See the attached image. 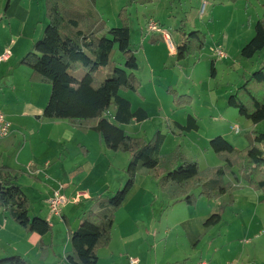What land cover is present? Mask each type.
Here are the masks:
<instances>
[{
	"label": "crops",
	"instance_id": "1",
	"mask_svg": "<svg viewBox=\"0 0 264 264\" xmlns=\"http://www.w3.org/2000/svg\"><path fill=\"white\" fill-rule=\"evenodd\" d=\"M7 1L9 6L5 10ZM47 1L0 0V56L7 50L10 52L9 58L0 63V112L12 123V133L0 140V165L23 173L18 184L31 200L30 217L48 220L53 232L43 237L28 234L7 214L0 212V259L20 255L25 259L41 261L42 264H68L65 254L71 245L63 218L68 219L74 232L79 228L85 213L90 210L98 212L93 198L99 195L112 198L124 187L128 179L125 170L131 157L128 153L110 151L102 137L91 129L82 131L66 120L42 118L51 87L32 82V71L21 61L32 51L49 23L46 16ZM112 10L118 9L112 5ZM96 12L105 24L100 36L112 28L120 27L121 22L115 18V13L112 21L109 20L100 6V0H96ZM132 26L131 23L133 31ZM141 31H145L146 35L141 40L139 50L132 48L134 55L126 68L140 77L143 83L135 60L136 54L143 53L145 57L147 51H152L157 56L158 47L165 45L175 57L182 38L180 35L175 38L174 45L171 36L170 42L163 36L149 40V32L144 25ZM245 78L246 75H243L240 83ZM240 83L235 85L233 92ZM143 87L144 83L141 89ZM120 95L129 99L133 111L139 107L148 110L145 97L141 103L131 92H120ZM187 109L185 121L179 124L186 125L191 115L197 120L199 131L182 136L172 131L164 132L166 139L160 152L162 156L180 148L189 159L199 164L201 170H205L224 163L210 147L211 140L218 135L238 149L249 146L251 137L241 141L233 139L232 133H222L220 130L218 133H204L201 117L191 107ZM114 113V110L107 113L112 122ZM143 123L133 122L120 127L129 136L150 141L154 134L148 137L140 128ZM260 125L262 123L254 125L253 131H257ZM224 180L235 186L232 195L216 200L199 198L194 206H188L182 202L172 204L167 195L160 191L157 180L146 173L138 174L122 208L115 214L110 246L98 252V264H131L132 260L136 264H264L263 192L251 189L240 178L237 167ZM60 185L65 187L68 204L62 215L57 217L51 214L48 199ZM230 200L233 202L224 208L221 223L207 231V220L218 214ZM55 231H59V234L56 235ZM239 241L248 242L247 247L241 246ZM40 242L50 246L45 261L40 259Z\"/></svg>",
	"mask_w": 264,
	"mask_h": 264
},
{
	"label": "trees",
	"instance_id": "2",
	"mask_svg": "<svg viewBox=\"0 0 264 264\" xmlns=\"http://www.w3.org/2000/svg\"><path fill=\"white\" fill-rule=\"evenodd\" d=\"M94 4L96 0H91ZM69 0H48L46 16L49 21L42 37L37 40L31 52L21 64L31 71L30 80L51 87L48 103L42 118L46 120H66L71 126L82 131L93 130L103 139L106 147L116 153H128L131 160L126 168L127 182L112 198L102 195L93 198L96 209L82 217L76 231H72L69 221L63 218L68 227L71 249L65 254L68 264H98V252L112 242V229L115 214L119 211L129 192L135 185L136 177L146 173L158 181L160 191L167 195L172 204L185 203L194 206L199 198L216 200L232 195L235 186L226 183L224 178L233 173L235 167L240 178L255 191L264 195V133L253 132L250 144L238 149L222 136L210 142L212 151L223 165L201 170L196 161L189 159L180 148L167 156L160 154L166 139L157 131L150 141L126 134L120 125L141 123L149 119L143 109L132 110L131 103L120 92H134L140 95L141 82L129 69L115 67L112 74L100 80L99 72L113 64L114 50L118 47L125 60L134 55L131 43V21L127 8L120 10L118 18L121 26L112 28L105 35L99 33L104 22L94 10L96 23L87 24L88 15L79 11V6L69 5ZM9 6L7 1L5 10ZM179 34L182 44L176 48L178 62L201 52L206 47V37L200 31L188 32L181 24ZM264 51V15L255 24L254 37L243 47L241 56L252 60ZM84 74L80 77L77 72ZM212 77L216 76L215 64L211 67ZM177 106L191 105L188 96H180L168 89ZM228 106L236 109L239 115L253 125L264 122V61L261 68L244 79V84L230 95ZM114 109L113 122L107 113ZM168 125L172 133L182 136L199 131L197 120L189 115L186 125ZM23 173L6 165H0V212L28 234L46 236L53 231L52 224L40 217H30L31 200L19 186ZM225 203L218 214L210 217L206 230L219 225ZM264 203V199H263ZM42 259H45L50 246L39 243ZM0 264H30L20 255L0 259Z\"/></svg>",
	"mask_w": 264,
	"mask_h": 264
},
{
	"label": "rangeland",
	"instance_id": "3",
	"mask_svg": "<svg viewBox=\"0 0 264 264\" xmlns=\"http://www.w3.org/2000/svg\"><path fill=\"white\" fill-rule=\"evenodd\" d=\"M204 3L205 8L202 13ZM71 4L79 6L81 12L92 13V15H88L87 24L96 23L94 12V10L96 11V2L93 4L91 0H69L68 6ZM112 5L118 10H112ZM100 6L110 21H112L114 13L115 18H118L121 9H128L133 25L131 35L133 49L140 48L141 40L146 35L145 31H141V26L144 25L146 29L151 19L156 20L164 31L171 36L174 45L176 44L175 38L180 35L181 24L186 26L188 32L200 31L206 37L205 51L202 50L203 53L202 51L198 52L182 62H178L177 57L172 56L165 45L158 47L157 56L152 51H147L145 57L142 55L143 53L136 54L135 60L144 87L140 89V95L134 92L131 94H134V97L139 99L141 103L144 97L146 98L145 105L148 110L143 107L138 109L145 110L149 116V119L144 121L145 123L141 122L143 127H140L148 137L157 131L166 135L164 132L170 131L168 125L174 128V122L185 121L188 114L186 112L187 107H191L201 117L204 133L205 131L207 134L209 132L215 133V131L218 133L220 130L222 133H232L233 139L241 141L251 137L253 132L264 133V122L257 131H253V123L241 117L238 110L228 106L230 95L237 90L233 92L235 85L240 83L243 75L249 77V73L253 74L255 70L260 69L261 63L264 61V51L252 61L244 59L240 54L243 45L254 37L255 24L264 15V0H205L201 2L196 0H100ZM147 34H149V40H152L153 37H162L160 33ZM159 40L161 41V39ZM222 48L227 55L225 58H219L216 54V51L222 50ZM214 49L216 50L213 53ZM213 55L216 57L212 58ZM127 62L116 46L113 64L108 68L101 69L98 74L99 79H107L115 67L125 69ZM216 62V76L212 77V63L216 64ZM83 74L82 71L77 72L80 77ZM138 78L142 86L143 83L140 77ZM243 84L244 80L239 87ZM168 89L176 91L180 96L190 97L192 104L177 106L173 96L168 93ZM134 105H136L135 102ZM113 110L112 108L110 111ZM237 118H240V122L237 121ZM236 126L241 129V133L238 135L233 132V127ZM181 152L183 153L182 150ZM201 164L204 165V162L202 161ZM57 229L60 231V228ZM59 231H55V234L58 235ZM64 239H66L65 234ZM240 245L247 247L248 244L242 242ZM252 245L254 244L252 243ZM45 259L41 260L45 261ZM26 260L30 264H42L41 261Z\"/></svg>",
	"mask_w": 264,
	"mask_h": 264
},
{
	"label": "built area",
	"instance_id": "4",
	"mask_svg": "<svg viewBox=\"0 0 264 264\" xmlns=\"http://www.w3.org/2000/svg\"><path fill=\"white\" fill-rule=\"evenodd\" d=\"M203 11L205 8V3L203 4ZM146 30L149 33H160L168 42H170V36L164 31V29L160 26V24L156 20H149ZM216 54L219 58H225L227 55L223 50H217ZM10 56V52L7 50L1 57L0 63L6 61ZM235 133L238 134L240 132L239 127L234 128ZM12 133V123L8 118L0 112V140L7 138ZM65 187L64 185H60L56 188L50 198L48 199V205L50 208V212L52 215L60 217L63 213L64 208L68 204V199L64 193ZM247 243V242H246ZM131 264H136V261L132 260ZM199 264H206L200 262Z\"/></svg>",
	"mask_w": 264,
	"mask_h": 264
}]
</instances>
